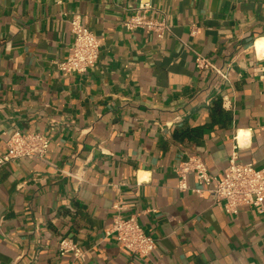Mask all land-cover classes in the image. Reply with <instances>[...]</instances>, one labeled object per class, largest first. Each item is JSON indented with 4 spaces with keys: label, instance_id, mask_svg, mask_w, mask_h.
<instances>
[{
    "label": "crops",
    "instance_id": "0c3cea01",
    "mask_svg": "<svg viewBox=\"0 0 264 264\" xmlns=\"http://www.w3.org/2000/svg\"><path fill=\"white\" fill-rule=\"evenodd\" d=\"M144 1L164 38L125 25L141 0H0V157L17 130L50 138L0 165V264H264V209L229 212L176 171L197 154L222 179L235 151L264 167V0ZM74 13L102 42L84 73L60 67ZM118 215L157 240L150 255L121 245Z\"/></svg>",
    "mask_w": 264,
    "mask_h": 264
},
{
    "label": "built area",
    "instance_id": "2783aa9c",
    "mask_svg": "<svg viewBox=\"0 0 264 264\" xmlns=\"http://www.w3.org/2000/svg\"><path fill=\"white\" fill-rule=\"evenodd\" d=\"M153 6L149 1L141 0L135 14L124 23L128 29L145 28L156 32L159 38H164L172 31V25L165 18H154L148 15ZM75 41L72 49L60 67L66 72H87L97 63L102 42L96 33L84 22L81 14L74 13L70 19ZM198 65L209 66V61L203 56L197 57ZM219 71V70H218ZM221 72V71H220ZM50 138L43 132L15 131L8 140V149L0 157V165L11 160L26 156L44 158L49 150ZM180 176L179 187L188 189L187 177L189 173H195L200 183L214 185L208 191L211 198L218 204H222L227 211L238 213L241 206L253 205L264 209V167H258L254 162L243 163L238 161L235 151L230 158L229 165L225 169L222 179H217L209 173L206 162L200 155H190L188 159L176 166ZM200 193L201 188H194ZM111 231L116 233L121 245L133 253L141 256L150 255L157 247V240L147 234L136 216L115 217ZM60 249L64 254L73 251L78 257H83L85 251L72 239L63 238L60 241Z\"/></svg>",
    "mask_w": 264,
    "mask_h": 264
},
{
    "label": "bare ground",
    "instance_id": "6f19581e",
    "mask_svg": "<svg viewBox=\"0 0 264 264\" xmlns=\"http://www.w3.org/2000/svg\"><path fill=\"white\" fill-rule=\"evenodd\" d=\"M258 41H263V39H259ZM257 41V42H258ZM262 50V49H259ZM247 133L246 130H241L240 134H239V139L241 138V140H243L244 135ZM243 134V135H242Z\"/></svg>",
    "mask_w": 264,
    "mask_h": 264
},
{
    "label": "clouds",
    "instance_id": "9594fccd",
    "mask_svg": "<svg viewBox=\"0 0 264 264\" xmlns=\"http://www.w3.org/2000/svg\"><path fill=\"white\" fill-rule=\"evenodd\" d=\"M256 47L264 50V41H258ZM262 54H264V53H262Z\"/></svg>",
    "mask_w": 264,
    "mask_h": 264
}]
</instances>
